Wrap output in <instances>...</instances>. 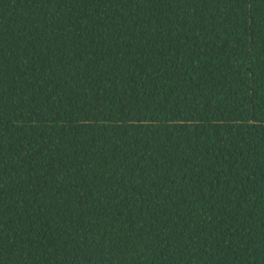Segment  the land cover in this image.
Masks as SVG:
<instances>
[{"label":"trees","instance_id":"obj_1","mask_svg":"<svg viewBox=\"0 0 264 264\" xmlns=\"http://www.w3.org/2000/svg\"><path fill=\"white\" fill-rule=\"evenodd\" d=\"M0 264H264V0H0Z\"/></svg>","mask_w":264,"mask_h":264}]
</instances>
